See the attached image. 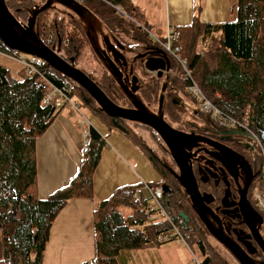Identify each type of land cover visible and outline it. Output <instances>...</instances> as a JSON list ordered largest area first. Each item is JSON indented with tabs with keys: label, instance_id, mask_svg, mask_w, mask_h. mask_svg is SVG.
Segmentation results:
<instances>
[{
	"label": "trees",
	"instance_id": "1",
	"mask_svg": "<svg viewBox=\"0 0 264 264\" xmlns=\"http://www.w3.org/2000/svg\"><path fill=\"white\" fill-rule=\"evenodd\" d=\"M3 1L15 21L22 26L31 22L33 14L45 2ZM82 6L99 18L107 30L108 39L113 45H121L125 52L128 51L130 59L139 52L133 42L139 46L147 40L155 42L149 34L148 25H142V10L132 0H82ZM58 8L45 10L38 17L34 32L52 53L78 69L86 47L96 53L104 45L102 43L100 48L99 41L91 34V28L86 29L83 22L86 17L79 18L74 13L68 16L62 14L65 12L63 7ZM200 10L190 26L176 29L172 47L178 49L180 58L186 62L187 69L207 99L231 117L240 118L248 111L250 127L256 135H260L264 131V0H238L237 20L223 24L202 23ZM49 12L51 15L44 17V13ZM199 47L203 51H199ZM0 51L17 54L9 51L1 41ZM95 59L102 64L104 62L97 53ZM134 63L133 60V66ZM175 63L176 68L174 65L171 70L176 74L169 83L153 75L148 77L144 68L138 70V65H135L138 71H131V74L139 82L141 70L142 89L138 91V88L134 95L140 97L149 109L164 97L165 115L186 129L195 128L201 121L196 118L198 122L186 124L185 110L176 101L178 91H187L190 80L185 76V69ZM103 65L106 70L98 79L81 71L114 104L125 109L133 107L127 93L107 70L106 64ZM41 69L48 82L38 75L17 80L11 77L8 70L0 67V264H43L50 233L58 216L71 200L94 196V176L106 145L94 127H90L84 160L77 175L69 185L48 198L39 196L37 142L63 109L44 105V97L49 85L64 88L68 81L74 86L70 97L79 95L99 122L110 130L121 131L141 149L160 176L159 181L146 187L156 189L167 184L168 190H163V210L172 218L183 237L190 233L186 222H192L189 212L194 208L173 175L175 165L172 163V168L164 165L137 135L136 129L156 132L143 125L108 116L90 93L75 81L45 62H42ZM166 83L168 85L163 92ZM255 160L261 171L264 147L258 150ZM144 186L141 183L119 188L98 205L94 212L96 264H132L127 252L160 247L178 239L161 241L173 230V224L166 217L158 221L149 220L151 214L158 215L163 211H150V199L144 194ZM122 209L130 210V215L126 216ZM193 226L197 232L200 231L198 226ZM195 244L207 255L202 240L198 239ZM258 262L264 264V258L261 256ZM202 264L225 263L208 256Z\"/></svg>",
	"mask_w": 264,
	"mask_h": 264
},
{
	"label": "crops",
	"instance_id": "2",
	"mask_svg": "<svg viewBox=\"0 0 264 264\" xmlns=\"http://www.w3.org/2000/svg\"><path fill=\"white\" fill-rule=\"evenodd\" d=\"M142 10L148 28L174 37L179 27H188L200 10L204 24L234 22L238 0H132ZM162 14L163 17L160 16ZM174 38H172L173 40ZM171 40V41H172ZM60 113L37 142L39 196L48 198L73 180L84 160L86 136L94 127L106 145L94 176L93 198L71 200L58 216L50 233L43 264H96L94 212L116 190L142 182L155 183L160 176L149 159L124 133L81 123L74 109ZM89 128V129H88Z\"/></svg>",
	"mask_w": 264,
	"mask_h": 264
},
{
	"label": "flooded vegetation",
	"instance_id": "3",
	"mask_svg": "<svg viewBox=\"0 0 264 264\" xmlns=\"http://www.w3.org/2000/svg\"><path fill=\"white\" fill-rule=\"evenodd\" d=\"M39 1L41 2L42 0ZM44 1L45 2L41 5V8L50 0ZM58 6L62 7L59 4L52 2L50 8L55 9ZM64 9L65 12H63L62 14H66L68 16H71V14H73L71 10L66 8ZM104 38H108L107 35L103 36V39ZM94 39L98 41V38ZM111 43L113 44V42ZM161 44L162 43H158L157 40H155V42L153 43L147 40V42L142 44V49L140 48L138 54L135 55L136 59H130L127 54L128 51L125 52L124 49L120 50L121 55L126 58L128 63L127 67L123 66L120 69L123 74L122 81L124 83V87H126L129 92H131L133 89L139 88L138 91L140 90V88L142 89L141 70L138 74L139 82L137 83V85H133V76L131 74V71L135 73L141 68H144L146 71L145 64L147 60L149 58L153 59L160 57V55L157 53L158 50L165 52L166 57L170 60L171 69L176 68L177 65L175 64L176 60L174 56L167 53ZM133 60L134 62H136L134 64L138 65V70H136L135 65H132ZM117 61L119 60L117 59ZM175 74V71L170 70V72L168 73L165 72L162 78H159L158 73H152L154 77L158 79H163L164 82L168 83L171 80L170 78ZM168 83H166V85H168ZM178 92L179 95L184 94V92ZM185 94L189 95L187 91H185ZM179 95L177 97H179ZM137 99L140 101V103H142L140 97H138ZM176 101L179 103V100ZM153 108H147V112L150 115L161 118L165 122V124L171 127L172 129L178 130L186 134H195L197 137L208 139L215 144V146H213L208 143H201L190 152L192 157H190L189 165L191 166L195 175L200 194L203 198L207 199L206 205L208 207V211L206 216L210 225L212 226V229H210L206 225V223L203 222L202 218L198 215L197 210L192 203L191 204L194 209L189 212V216L192 217L191 224L198 226V229L201 231V233H204L205 237L211 238L215 241L218 240L214 237L212 232L214 231V229L215 231H218L221 225L224 234L229 237V239H231L233 242H235L238 246H240L250 256V258L255 262V264H259L258 261L261 256L264 258V253L261 250L260 245L258 244L256 237L251 231L249 225L245 222L240 207L242 197L245 195V199L250 204V206H252V208L256 211H258L257 207L255 206L252 200V194L256 187V184L259 181L261 172L259 171V166L255 160L258 157V150L253 144L252 140L254 139H252L247 133L241 130L229 131L218 127L213 122H208L211 119L209 120V117L203 114L207 117L205 118L200 111L194 114L195 116H189V118L187 113L185 112L184 121L186 124L191 125L198 122L195 120L196 118L201 121L198 127H190V129H186L185 126H180L176 122L170 120L165 115L166 113L163 109L162 111H160L159 106L156 112L151 110ZM126 109L135 110L136 107L133 104V107ZM133 123L140 126L142 125L136 122ZM230 133L237 134L231 135ZM193 144L194 141L189 142L190 146H192ZM230 151L234 152L236 155L230 153ZM171 160L176 167V171L173 168L174 172L179 174V169L176 163L174 162L172 155ZM263 226L264 222L263 225L257 226V229L259 230V234L262 240L264 241V237L261 232Z\"/></svg>",
	"mask_w": 264,
	"mask_h": 264
},
{
	"label": "water",
	"instance_id": "4",
	"mask_svg": "<svg viewBox=\"0 0 264 264\" xmlns=\"http://www.w3.org/2000/svg\"><path fill=\"white\" fill-rule=\"evenodd\" d=\"M52 2H55L60 6L71 10L80 18H84L85 13H87V10L75 0H50L45 6L33 14L32 20L27 26H22L13 19L6 7L5 2L0 0V41L9 51L36 57L49 64L57 72L75 81L90 93V95L108 116L140 123L143 126L155 131L165 143L179 169V174L172 171L174 177L185 190L187 196L190 198L191 203L196 208L197 213L202 218L203 222H205L206 225L212 229V226L210 225L206 216L208 211V207L206 205L207 199L203 198L199 192L197 181L193 170L189 165V161L190 157H192L190 152L199 144L208 143L213 146H215V144L208 139L197 137L195 134H186L172 129L171 127L167 126L161 118L150 115L147 112V108L142 103H140V101L134 95L137 89H133L131 92H129V90L124 87V83L122 81L123 74L120 68L123 66L127 67L128 63L126 58L120 53V50L124 49L121 45L115 46L108 38H104V48L97 50L96 53L107 64V68L109 69L110 73L113 75V77H115L119 85L128 94L129 98L136 107L135 110L124 109L114 104L81 70L72 67L62 58L52 53L39 40L34 32V26L36 25L39 15H41L45 10L50 9ZM157 53L160 55V57L153 59L149 58L145 64V67L148 72L153 74L158 73V77L162 78L165 72L168 73L171 70L170 60L166 57L165 52L158 50ZM112 57L114 58V61ZM117 59L120 62L117 61ZM137 83L138 79L137 77H134L133 85H137ZM166 88L167 85L165 84L163 86V92L166 91ZM163 104L164 97H161L159 102L160 111L163 109ZM230 134L234 135L237 133ZM260 139L264 145V131L260 134ZM191 141H194L192 146L189 145V142ZM230 153L236 155L232 151H230ZM164 189L168 190L167 188ZM240 207L245 222L249 225L251 231L256 237L258 244L260 245L261 250L264 253V241L262 240L259 230L257 229V226L263 225V218L255 209L252 208V206H250V204L245 199V195L242 197ZM212 233L219 242H221L230 250V252L235 256L240 264H255L250 256L240 246H238L224 234L221 225L218 231H215L214 229Z\"/></svg>",
	"mask_w": 264,
	"mask_h": 264
},
{
	"label": "rangeland",
	"instance_id": "5",
	"mask_svg": "<svg viewBox=\"0 0 264 264\" xmlns=\"http://www.w3.org/2000/svg\"><path fill=\"white\" fill-rule=\"evenodd\" d=\"M36 1L40 3L39 0H36ZM151 3L152 2H150V0H141V4H144V6H149L151 5ZM58 7L57 9H59ZM50 15H51L50 12L44 13V17L45 16L49 17ZM0 16H1V12H0ZM84 16L86 18L83 19V22L85 23L86 29L87 27L88 29L91 28V34L93 35V38H98L99 47L102 48V43L104 45L103 36L107 35V30L104 24L99 20V18H97L91 13L87 12L85 13ZM160 16L163 17L162 14H160ZM146 24H148L146 21L142 23V25H145V26ZM149 34L150 36L153 37L154 41L155 40H160V41L165 40V39H162L165 36L160 35L159 31L155 28L149 29ZM133 46L137 47L138 49L142 48L141 47L142 45L139 46L136 42H133ZM199 51H203L201 47H199ZM95 58H96L95 50L94 49L92 50L86 47L80 59V63H78V69L98 79L100 75L103 73V71L106 70L105 65H103L106 63L103 62L102 64L100 63V61L96 60ZM20 59L30 60L31 56L21 54V53H17L16 55L14 54L11 55V54H6L0 51V67H3L6 70H8L10 72L11 77L17 80H23L26 77H28V71L26 67L22 64ZM146 72H147L146 75L148 77L152 76V73L148 72L147 70ZM142 82H143V79H142ZM178 100L180 103L179 105H181L180 107H182L185 110V112L188 115V118L189 116H195L194 114L200 111V106H201L200 103L197 100L193 99L190 95L185 94V91H184V94L179 95ZM74 102H76V105H78V109L70 106V107H64L62 111H64L65 108L67 110L74 109L73 111L76 113L81 123L85 125H89V127L92 126V124H94V126H97L96 123L98 122L96 121L95 116L83 104V101L79 95L74 96ZM158 106H159V103H157V105L151 110L156 112L158 110ZM201 113L202 115L204 114L208 116L204 112H201ZM206 116L204 117L207 118ZM208 117L210 118V116ZM136 132H137V135L146 143L149 149L155 155L158 156L159 160L164 165L172 168L173 162L171 160V156L166 146L160 139V136H158L157 133L156 135L154 132L143 129V128H137ZM252 141L257 150L261 149L257 141L255 140H252ZM175 168L176 167H174V170ZM141 183L145 185L144 186L145 196L148 199H150V204L154 206L153 207L154 210H157L158 204H156L155 200L152 198L151 194L149 193L146 187V185L149 184V182H142L141 180L137 184H141ZM166 187H167V184L164 183L158 188L164 190V188ZM122 211L125 213L126 216L130 215L131 213L130 210H127V209H122ZM164 213L167 214L166 212ZM152 216H153V219H156L155 221H158L164 218L163 214L157 215V213H153ZM186 225L188 226V228H190L191 232L188 234L186 233L183 239H179L178 241L169 242L160 247L149 248V249L142 250V251L127 252L126 254L130 256L131 258L130 260L132 261V264H202V262L208 256L212 257L213 259H216L217 261L224 262L225 264H240L239 261L231 254L230 250L226 246H224L221 242L205 237L204 233H201V231L197 232L194 226L188 221L186 222ZM261 232L264 237V226ZM198 239L200 241L201 240L203 241L204 247L207 251V255L202 252L198 244H195V241H197Z\"/></svg>",
	"mask_w": 264,
	"mask_h": 264
},
{
	"label": "built area",
	"instance_id": "6",
	"mask_svg": "<svg viewBox=\"0 0 264 264\" xmlns=\"http://www.w3.org/2000/svg\"><path fill=\"white\" fill-rule=\"evenodd\" d=\"M79 4H82V0H75ZM120 9L118 8V11ZM152 37V36H151ZM153 38V37H152ZM172 37L169 35L167 38V41H160L157 40L158 43H162L164 50L173 55L176 62L180 64L185 69V76L188 80H190V84L187 87V93L195 100H197L200 103V112H204L208 116H210L211 121H213L214 124H216L218 127L225 129V130H241L245 133H247L249 136H251L255 141L258 142L261 149H263L264 145L260 139V135H256L255 132L250 127V119H249V112L246 111L244 115L240 118H235L227 115L222 110H220L217 106L214 105L211 101L207 99V97L204 95L202 90L199 88L197 83L194 81L191 72L186 67V62L182 60L179 56L178 49H174L172 47ZM22 64L26 67L28 71V76H34L38 75L41 80L46 81V74L41 69V64L43 61L36 57H32L30 60L27 59H20ZM48 82V81H46ZM74 86L73 84L68 81L64 88L55 87L52 85H49V89L47 90V93L44 97V105L46 106H54L56 108H64V107H75L78 109V105H76V102H74V97H70V93L73 91ZM89 134L86 136L88 139ZM147 189L149 193L151 194L152 198L155 200L156 204H158V209H162V214L166 219L170 222V224H173L172 219L165 214L163 210V189H152L147 186ZM252 200L257 207V212L261 215V217L264 220V165L261 168L260 172V178L258 183L256 184V187L252 194ZM154 206L150 205V211L154 210ZM150 221H155L156 219H153L152 214L149 217ZM183 239L182 234L179 232L178 228L175 227L173 224V230L163 237L161 241H170L174 240L175 238ZM175 241V240H174Z\"/></svg>",
	"mask_w": 264,
	"mask_h": 264
}]
</instances>
